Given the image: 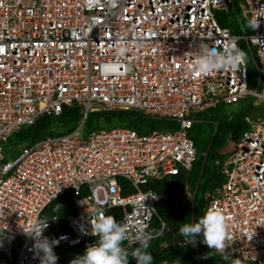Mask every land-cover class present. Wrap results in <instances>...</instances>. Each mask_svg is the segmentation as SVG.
<instances>
[{"label": "built area", "instance_id": "built-area-1", "mask_svg": "<svg viewBox=\"0 0 264 264\" xmlns=\"http://www.w3.org/2000/svg\"><path fill=\"white\" fill-rule=\"evenodd\" d=\"M232 3L0 0V250L12 264H40L25 233L34 226L47 224L43 236L49 238L67 236L54 248L80 245L83 252L97 239L90 221L108 211L126 227L127 245L134 244L138 229L151 233L161 197L144 186L192 168L194 115L249 96L264 98L263 91L248 85L246 60L241 70L191 71L201 41L241 48L246 38L264 86V0L240 2L246 17L260 20L248 36L233 34L216 17ZM76 104L84 110L76 129L25 144L14 158L6 156L14 131ZM95 110H132L179 126L144 133L115 126L84 137L85 118ZM247 121L250 128L222 163L226 180L204 198L206 211L219 208L227 218L229 254L264 264V119L248 116ZM68 191L75 193L76 213L63 220L44 216L46 207ZM17 239L20 251L14 258Z\"/></svg>", "mask_w": 264, "mask_h": 264}, {"label": "trees", "instance_id": "trees-1", "mask_svg": "<svg viewBox=\"0 0 264 264\" xmlns=\"http://www.w3.org/2000/svg\"><path fill=\"white\" fill-rule=\"evenodd\" d=\"M240 2L241 0H233L232 5L227 9L232 18L223 15L218 18V21L222 26L230 28L233 34L249 35L253 30L250 31L245 26L247 17L243 13ZM251 79V74L249 73L248 85L250 88L253 86ZM223 105L226 104H219L195 115L204 116L209 112V115H212L214 109H218ZM247 112H243L242 117H232L229 120L231 122V138L235 143L250 128V123L247 121V117L250 114H247ZM213 116L218 118V115ZM83 119L84 110L81 105H65L60 115H45L34 124L14 131L5 147L6 156L9 155L8 153L11 149H15L23 142L28 144L46 136H56L71 132L79 126ZM199 122H195L189 130V135L194 140L197 148V158L192 168L182 170L179 174L151 179L144 186L155 190L161 197L149 229L153 235L148 249L153 256L152 264H254V262L243 259L238 255L231 256L226 247L220 252H215L204 244L202 240L189 245L179 234V228L184 223L198 221L205 214L206 200L204 196L208 190H214L226 180L225 174L222 173V163L231 153L221 152V148L224 147V141L216 140L218 134V129H216L210 150L207 154H204L193 132L194 125ZM217 124L219 125V122ZM84 125L87 127L85 136H88L93 130L115 127L113 125L130 127L143 133L157 128L174 130L179 126L175 120L145 116L132 110H95L87 115ZM14 135L15 137H13ZM131 191L132 188L130 191L126 190L125 192ZM187 193L190 196L183 201L182 198L186 197ZM75 198L74 191H68L48 205L43 215H56L61 220L65 219L68 214L76 213ZM113 213L108 211V215L114 216ZM63 229L66 230L67 226L65 225ZM20 242L21 240L17 239L14 243L13 257L20 246ZM135 246V243L127 245V242L124 241V247L129 251V264H136L135 258L130 255ZM53 250L58 257V264H69L74 257L83 254V247L80 245L61 246ZM211 252L212 255H208ZM225 256L228 259H225ZM0 264H12L6 253L1 250Z\"/></svg>", "mask_w": 264, "mask_h": 264}, {"label": "clouds", "instance_id": "clouds-1", "mask_svg": "<svg viewBox=\"0 0 264 264\" xmlns=\"http://www.w3.org/2000/svg\"><path fill=\"white\" fill-rule=\"evenodd\" d=\"M258 17H247L246 28L250 31L257 29L260 25ZM125 51L123 47L118 49L119 54ZM194 53L191 68L194 75L241 70V65L246 60L244 50L231 42L216 46L201 41L198 50ZM99 203L103 204L104 201L101 200ZM226 220L222 210L212 207L198 221L184 223L179 228V234L189 245L202 240L210 249L220 252L225 247ZM90 223L92 225L91 234L97 237L96 242L88 246L83 254L74 257L70 264H129V251L124 247V241L128 239L126 227L119 224L114 216L103 214L98 215L95 222L90 221ZM44 228L34 226L31 230H24L26 235L34 241L32 250L39 257L40 264H57L58 257L53 250L54 246L59 245L61 240L67 239V236L59 238L43 236ZM138 233L134 241L136 246L130 255L135 258L136 264H152L153 256L148 251L152 235L143 228L138 229ZM84 234L88 233L84 232ZM208 255H212V252ZM224 258L228 259L227 256Z\"/></svg>", "mask_w": 264, "mask_h": 264}, {"label": "rangeland", "instance_id": "rangeland-1", "mask_svg": "<svg viewBox=\"0 0 264 264\" xmlns=\"http://www.w3.org/2000/svg\"><path fill=\"white\" fill-rule=\"evenodd\" d=\"M216 17L219 18L223 15L231 17L229 11L218 9L216 12ZM232 18V17H231ZM250 35V34H249ZM248 36V35H242ZM242 50L246 53V63L251 74V80L253 86L251 89L259 90L264 92V86L260 83V68L257 63V58L255 55V50L251 47L249 41L246 38L241 39ZM252 109V110H251ZM247 112L250 114L249 117L264 119V98H257L255 96H249L239 103L223 105L218 109H214L212 115L207 113L204 116H194L196 123L194 125V136L198 140L199 147L204 154H207L210 150V146L212 143V138L215 133V130L218 129V134L216 136V140L224 141V147L221 148L222 153L232 152L235 147V142L231 138V122L229 121L232 117H240L243 112ZM213 115H218V118H215ZM242 117V116H241ZM219 122V125L217 124ZM57 125V124H56ZM110 126V125H109ZM119 126V125H113ZM159 129V128H157ZM161 130V129H160ZM82 133L85 137V133H87L86 125L82 127ZM15 137V135L13 136ZM26 143L23 142L20 146L15 149H11L8 153L9 158H14ZM20 246L14 254V258H16L19 254Z\"/></svg>", "mask_w": 264, "mask_h": 264}, {"label": "crops", "instance_id": "crops-1", "mask_svg": "<svg viewBox=\"0 0 264 264\" xmlns=\"http://www.w3.org/2000/svg\"><path fill=\"white\" fill-rule=\"evenodd\" d=\"M195 116V115H194Z\"/></svg>", "mask_w": 264, "mask_h": 264}]
</instances>
